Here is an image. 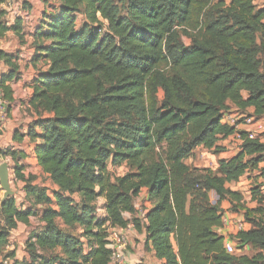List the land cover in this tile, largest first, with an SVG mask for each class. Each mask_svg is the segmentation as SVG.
I'll list each match as a JSON object with an SVG mask.
<instances>
[{"label": "trees", "instance_id": "obj_1", "mask_svg": "<svg viewBox=\"0 0 264 264\" xmlns=\"http://www.w3.org/2000/svg\"><path fill=\"white\" fill-rule=\"evenodd\" d=\"M42 1L48 7L53 2V10L33 35V61L48 67L31 83L29 105L39 117V134L31 135L39 140L37 166L57 189L51 199L32 177L24 179L21 153L0 151L24 181L31 207L46 206L43 228L26 244L29 258L17 261L13 253L3 256L9 234L34 214L18 210L13 197H0V258L10 264H110L107 228L124 230L131 223L144 229L145 245L162 264H264V188L252 189L253 209L226 188L264 160V132L262 141L244 140L240 152L214 171L184 164L198 148L218 152L217 142L233 135L234 128L221 122L231 107L252 108L255 118H264V6L257 0ZM3 17L0 11V40L16 30ZM176 28L190 31L189 46ZM13 61L0 51V64L11 70L0 78L6 101ZM109 164L135 171L111 179ZM142 190L152 207L141 220L134 217V199ZM223 201L250 224L229 237L237 255L226 253L224 237L214 231L222 228ZM60 225L82 233L77 237Z\"/></svg>", "mask_w": 264, "mask_h": 264}, {"label": "crops", "instance_id": "obj_2", "mask_svg": "<svg viewBox=\"0 0 264 264\" xmlns=\"http://www.w3.org/2000/svg\"><path fill=\"white\" fill-rule=\"evenodd\" d=\"M259 1L260 0H257L255 2L256 6L257 2ZM26 2H30V4H33L30 7H28L27 5L25 6V10L27 13L26 17H20V15L16 16V10L14 8L5 9L4 5H0V11L4 12L3 20L6 22L7 26L14 27L16 29L15 31L12 29L7 31L0 40V51L8 56H13L15 58V61H13V63L16 67V70L13 71L12 81L6 83V86L10 91V99L9 101H7L8 105L5 109V118L0 121V151L10 150L21 153L23 158L19 162V164L23 167L21 174L23 175L24 179L27 178L28 174H32V168H28V166H32L33 163H37L33 150L34 147L39 144V140L33 139L31 135V131H33L34 134H39V129L37 127H34V123L39 117L29 105V101L32 95L31 83L33 79L37 77L39 72H44L48 67L42 60L39 62L33 61L34 56L36 55V46L38 45V42H35L33 35L40 26L43 15L49 13V10H47L48 6L44 7V5H41L34 0H26ZM262 3L263 4L261 6L257 7L262 8L264 6V0H262ZM10 72L11 70L7 65L2 63L0 64V78ZM243 95L245 96V94ZM232 112H234V115L232 114ZM224 114L225 119L229 117L236 120L239 119V117H244L246 115H250L251 119H255V117L253 116L252 108H247L244 112H239L236 108L231 107V109ZM236 116H238V118ZM263 121L264 118H258L256 123L253 124L251 121L252 124L249 126H244L242 125V123L237 124V126L234 128V132L241 130H252L256 127L255 125L262 126ZM226 122L227 120H225L223 123ZM231 142L235 143L238 146V143L234 139V136L231 135L226 139H220L217 142L216 147L221 148L220 146H227ZM233 147L234 149H230L229 153H225L223 150L217 152L216 156L218 158L216 169L220 162L228 161L240 152V148H235V145ZM200 149L202 150L203 148ZM200 149H196L192 156L188 158L184 162V164L189 168L216 170L209 168L207 165L201 164V160H203V158L198 154ZM203 150L213 152V150ZM194 155H196V157L195 160L192 161ZM225 155L229 156L225 157ZM8 161L11 160L6 158V162ZM262 170L264 171V160L258 164V167L255 170L247 171L237 183L226 184V188L229 187V190L238 192L236 190H232L231 187L238 185L243 178H249V176H251L250 173L255 174L258 171ZM140 205L145 208L144 211L146 212L152 207L151 204L146 200L145 190H142L140 194L134 199V209L136 211L134 215L135 218L139 217V211L141 210V208H139ZM221 206L223 209L222 214L224 213L225 215H227L231 219V222L228 225H222V228L214 229V231L217 234L223 236L225 241H228L230 236H233L239 232L237 227L240 223H243L244 230H248L250 228V225L244 222L243 214H227L225 208H230L228 201H223L221 203ZM245 206L246 205H244V207ZM124 217L126 219L131 218L128 215H125ZM119 232L125 237L126 240V245L123 248L119 249L122 257L121 264L163 263L162 261L156 259L150 245H145L144 229H142V231H137L130 223L127 228H125L124 230H120ZM110 264L115 263L111 262Z\"/></svg>", "mask_w": 264, "mask_h": 264}, {"label": "rangeland", "instance_id": "obj_3", "mask_svg": "<svg viewBox=\"0 0 264 264\" xmlns=\"http://www.w3.org/2000/svg\"><path fill=\"white\" fill-rule=\"evenodd\" d=\"M23 1L22 3V10H25V6L27 5L28 7H30L33 4H30V2H26V0H20ZM36 2H38L41 5H44V7H46V5L44 4V2L42 0H34ZM226 3L229 2V0H225ZM51 6L47 8V10H49L47 14H50L53 10V2H50ZM262 0H260L259 2H257V6H261ZM49 6V5H48ZM20 9V10H21ZM18 11V10H16ZM82 25V17H79L77 20V27L80 28ZM177 32H178V37L179 40L181 41V43L185 46H189L191 43V37H190V31L187 30H182L181 28H176ZM161 98V93H159V100ZM232 114L234 115V112H232ZM238 118V116H236ZM246 117V119H251L250 115H246L244 116ZM240 122H244V119H239ZM252 123H256L257 119H251ZM241 124V123H239ZM243 125V124H242ZM256 127L254 129H252V131L254 132L255 136H258L260 134L261 131H263L264 129V121L262 122V126L261 125H255ZM235 148L239 149V147L235 144V143H229L227 146H220L221 148H218V151L223 150L225 153H229L230 149H234ZM200 149V148H199ZM198 150V149H197ZM197 154V153H196ZM199 155L202 156L203 160H201V164L202 165H207L209 168L212 169H216L217 166V152H212V151H204L203 149L199 151L198 153ZM229 155H225V157H228ZM196 155H194L192 161L195 160ZM223 157V158H225ZM9 160H11L9 157H7ZM6 162V158H0V164ZM9 165V186H10V190L13 192V199L15 200L16 203V207L18 210L21 211H28L30 210L34 216H30L28 219V222L26 224L23 223H18L17 227L10 232L9 237H8V245L5 249V252L3 254L4 255H9L11 253H13L14 259L13 260H17V261H23L29 258V254L27 252L26 249V244L28 241V238L30 237V235L32 233H37L39 232L42 228H43V223L41 222V216H42V212L43 210L46 208V206L44 205H37L34 207H31L30 203L28 202V200L25 198V192H24V181H21L19 179H17L14 175V164L11 161L6 162ZM36 164V165H35ZM33 163V165L28 166V168H32L31 173L32 174H28L27 178L28 179L30 177L33 178L32 180V185H35L39 188H43L46 190L48 196L53 199V193L56 191V187L51 183L49 177L45 174H43L40 170V168L37 166V163ZM34 166V167H33ZM134 169H131L130 166L126 165V164H122L119 167L117 166H112L111 164L108 165V173L111 177V179L117 178V177H122L123 175H125L126 173H134ZM214 171V170H213ZM251 176H249V178L247 177L246 179H242L241 182H239L238 185L231 187L232 190H236L238 192H240L241 196H242V202L243 205H246L245 208L248 209H253L256 207V203L253 202L251 200V191L254 187H258L261 186L264 188V171H258L257 173H250ZM229 188V187H228ZM263 188H261L263 190ZM230 189V188H229ZM3 195V191L0 189V197L2 198ZM75 201L76 203H78V197H75ZM210 201L214 204L217 202V198L216 196L212 193L210 194ZM103 203L104 200L102 198L98 199L96 202V206H97V212H96V217H98L99 219L103 217L104 213L102 211L103 209ZM225 205V204H224ZM262 207H264V204L262 205ZM139 208H141V210H144L145 208L140 205ZM226 212L228 215H231L232 212H230V208L227 207L225 208ZM221 210L222 206H221ZM234 214V213H233ZM245 222V220H244ZM247 223V222H246ZM248 224V223H247ZM250 225V224H248ZM61 229H63L64 231H67L75 236H80L82 233V230L79 229L78 227H74V228H66V227H62L61 225L59 226ZM85 241L84 238H82V242ZM244 253L251 255V253L248 250H244ZM236 255L240 254L241 251L235 250ZM50 254L48 253L47 256H49ZM2 256V257H3ZM3 258H0V264H2L3 262ZM8 264L9 261L11 262L12 260L9 259L7 260Z\"/></svg>", "mask_w": 264, "mask_h": 264}, {"label": "built area", "instance_id": "obj_4", "mask_svg": "<svg viewBox=\"0 0 264 264\" xmlns=\"http://www.w3.org/2000/svg\"><path fill=\"white\" fill-rule=\"evenodd\" d=\"M22 3L23 1L20 0H4V3L2 5H4L5 9H12L14 8L16 11V16L20 15V17H26L27 13L26 10H22ZM21 9V10H20ZM8 103L7 101L3 98V96L0 94V121H2L5 118V109L7 107ZM244 119V122H240L239 119ZM239 119H231L229 117H227V119H225V114L222 115V124H225L227 126H232L233 128H235L237 126V124L242 123L244 126H249L251 125V121L250 119H246V117H239ZM225 120H227L226 123H223ZM263 134V131L260 132V134L258 136H255L254 132L252 130H248V131H237L233 133L234 139L237 141L238 143V147L240 148L244 142V140H260L261 139V135ZM146 214V211L144 210H140L139 211V218L142 220L143 216ZM231 219L225 215L223 213V217H222V225H228L230 224ZM238 230H244V225L243 223H240L238 225ZM120 231V230H119ZM118 231V229L116 228H110L108 227L106 232H107V248L111 250L112 255H111V262L115 263V264H121L122 263V257L121 254L119 252V249L123 248L126 245V240L125 237ZM224 249L226 251L227 254H234L235 253V247L233 242H231L230 240L225 241L224 243ZM2 264H8L7 260H4L2 262Z\"/></svg>", "mask_w": 264, "mask_h": 264}, {"label": "water", "instance_id": "obj_5", "mask_svg": "<svg viewBox=\"0 0 264 264\" xmlns=\"http://www.w3.org/2000/svg\"><path fill=\"white\" fill-rule=\"evenodd\" d=\"M0 189L3 191L1 200L13 196L9 186V165L6 162L0 164Z\"/></svg>", "mask_w": 264, "mask_h": 264}]
</instances>
